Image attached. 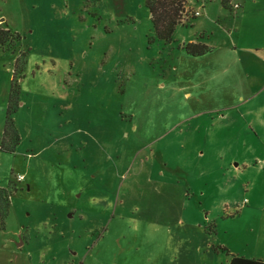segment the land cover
I'll use <instances>...</instances> for the list:
<instances>
[{"label": "rangeland", "instance_id": "1", "mask_svg": "<svg viewBox=\"0 0 264 264\" xmlns=\"http://www.w3.org/2000/svg\"><path fill=\"white\" fill-rule=\"evenodd\" d=\"M188 7L164 42L145 0H0L4 264H227L263 241L264 0Z\"/></svg>", "mask_w": 264, "mask_h": 264}, {"label": "trees", "instance_id": "2", "mask_svg": "<svg viewBox=\"0 0 264 264\" xmlns=\"http://www.w3.org/2000/svg\"><path fill=\"white\" fill-rule=\"evenodd\" d=\"M188 1L189 0H145V7L148 10L152 28L158 40L164 42L169 41L171 39L172 33L174 32V29L178 25L188 26L197 18V15H195V11H192V9L188 7ZM185 20L188 21L185 23ZM19 41V36L15 32L11 31L6 26L0 27V49H13V47ZM185 49L190 55L193 56H202L209 51V48L205 46H200L199 44L192 43L185 46ZM18 60L19 59L15 61L16 67L14 70L13 79L11 81L8 100V109L11 111H13V108L16 105V102L14 100L16 89L15 77L20 74L23 64L22 59L20 61L22 63H19ZM7 122L8 123L6 124L4 136L12 127L11 121L7 120ZM13 190L15 189L12 188L10 192H13ZM6 195L7 198H10V193ZM8 200L4 201L5 206H7ZM2 216L3 214H0V225H2ZM228 264H264V259H245L242 257L231 255Z\"/></svg>", "mask_w": 264, "mask_h": 264}, {"label": "crops", "instance_id": "3", "mask_svg": "<svg viewBox=\"0 0 264 264\" xmlns=\"http://www.w3.org/2000/svg\"><path fill=\"white\" fill-rule=\"evenodd\" d=\"M228 6L230 7L231 5H230V3H228ZM233 7V6H232ZM202 9H203V7H201ZM195 10V9H194ZM196 12H198V16L197 17H199V16H201V13H200V11L199 10H196ZM259 162L261 163V165H260V167H255V168H257L258 170H259V172H263L264 171V159H259ZM20 177H21V179H20V182L23 180V176L22 175H20ZM19 182V183H20ZM244 201H246V202H244ZM247 204H248V201L247 200H243L242 202H241V204H240V206L238 207L239 208V210L241 211V212H244V211H246V210H249V209H245L246 207H247ZM262 212H264V210L262 211ZM15 241L17 242V243H19V244H21L22 245V240H20V238L17 240V239H15ZM18 245V244H17ZM249 253V257L248 258H245V259H254V260H262V259H264V239H263V241L262 242H260V243H258V241L255 243V245H253V247H252V249H251V251H249L248 252ZM233 256H237V255H233ZM237 257H239V256H237ZM4 262H5V258H4V256L0 253V264L1 263H3L4 264ZM15 262V264H21L22 262L19 260V259H17L16 261H14ZM229 262V261H228ZM228 262H227V264H228Z\"/></svg>", "mask_w": 264, "mask_h": 264}, {"label": "built area", "instance_id": "4", "mask_svg": "<svg viewBox=\"0 0 264 264\" xmlns=\"http://www.w3.org/2000/svg\"><path fill=\"white\" fill-rule=\"evenodd\" d=\"M195 15H197V16H198V12H195ZM19 179H21V177H20ZM244 202H246V201H244Z\"/></svg>", "mask_w": 264, "mask_h": 264}]
</instances>
